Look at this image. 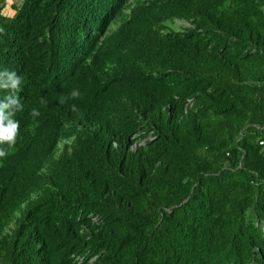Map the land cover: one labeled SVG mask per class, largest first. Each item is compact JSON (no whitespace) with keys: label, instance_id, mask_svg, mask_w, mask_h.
<instances>
[{"label":"trees","instance_id":"obj_1","mask_svg":"<svg viewBox=\"0 0 264 264\" xmlns=\"http://www.w3.org/2000/svg\"><path fill=\"white\" fill-rule=\"evenodd\" d=\"M4 4L0 264H264V0Z\"/></svg>","mask_w":264,"mask_h":264},{"label":"clouds","instance_id":"obj_2","mask_svg":"<svg viewBox=\"0 0 264 264\" xmlns=\"http://www.w3.org/2000/svg\"><path fill=\"white\" fill-rule=\"evenodd\" d=\"M24 78L16 71L0 69V89H7V94L0 96V144L7 143L12 147L20 129V121L15 118L16 112L22 109V98L17 94L23 84ZM73 97H77L79 92L73 91ZM32 115L38 116L37 109H32ZM7 153L0 148V157Z\"/></svg>","mask_w":264,"mask_h":264},{"label":"rangeland","instance_id":"obj_3","mask_svg":"<svg viewBox=\"0 0 264 264\" xmlns=\"http://www.w3.org/2000/svg\"><path fill=\"white\" fill-rule=\"evenodd\" d=\"M3 1H4V9H5V13H7V15H12L13 12H12V5H15V4H19V0H0V5L3 4ZM183 27H188V24L186 23H176L175 25H173V29L176 30V31H179L181 30V28Z\"/></svg>","mask_w":264,"mask_h":264}]
</instances>
